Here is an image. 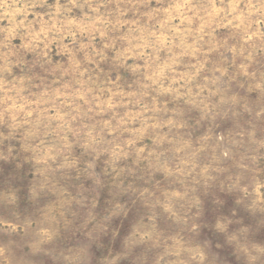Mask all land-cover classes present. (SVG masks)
Returning <instances> with one entry per match:
<instances>
[{"label": "clouds", "instance_id": "9594fccd", "mask_svg": "<svg viewBox=\"0 0 264 264\" xmlns=\"http://www.w3.org/2000/svg\"><path fill=\"white\" fill-rule=\"evenodd\" d=\"M259 51L264 0H0V264H264L210 212H264Z\"/></svg>", "mask_w": 264, "mask_h": 264}, {"label": "rangeland", "instance_id": "374dc122", "mask_svg": "<svg viewBox=\"0 0 264 264\" xmlns=\"http://www.w3.org/2000/svg\"><path fill=\"white\" fill-rule=\"evenodd\" d=\"M258 66L264 70V51H259L256 54ZM27 168V166H25ZM0 169L3 175L0 176V187L3 186L5 178L10 174L16 175L15 162L5 163L0 160ZM226 202L223 204L211 205L210 212L213 214L220 213L232 221L229 232L235 233L241 240H248L259 244H264V212L255 214L249 213L243 205H237L233 198L222 197ZM235 211V215H233ZM208 221L212 217L206 218ZM242 228H247L246 232H241ZM3 234H0V239H5ZM208 241L211 244L212 250L217 254L216 264H242V258H239L233 244L229 243L226 235L216 232L211 228V224L202 232L201 242ZM219 245V247H217ZM104 253V249L100 250V254Z\"/></svg>", "mask_w": 264, "mask_h": 264}]
</instances>
